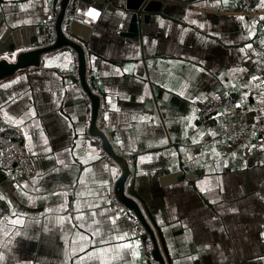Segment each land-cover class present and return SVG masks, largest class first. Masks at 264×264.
<instances>
[{
    "label": "crops",
    "instance_id": "1",
    "mask_svg": "<svg viewBox=\"0 0 264 264\" xmlns=\"http://www.w3.org/2000/svg\"><path fill=\"white\" fill-rule=\"evenodd\" d=\"M50 1L0 0V41L42 46ZM72 4L64 32L85 49L112 144L137 154L126 194L153 217L165 263L264 264V137L226 138L264 116V0H253L258 15L240 0ZM76 79L77 55L63 48L0 81V116L33 166L29 179L0 167V264H143L111 202L122 171L91 135ZM225 101L236 111L200 119Z\"/></svg>",
    "mask_w": 264,
    "mask_h": 264
},
{
    "label": "built area",
    "instance_id": "2",
    "mask_svg": "<svg viewBox=\"0 0 264 264\" xmlns=\"http://www.w3.org/2000/svg\"><path fill=\"white\" fill-rule=\"evenodd\" d=\"M64 0H51L50 1V15L45 23L44 30L45 35L42 41V47H51L55 45L57 41V33H56V25L59 15L62 11V2ZM243 8L248 13H255L251 11L253 0H240ZM72 0L68 5L66 10L65 18L62 22V27L65 29L70 26L71 22L69 20L70 15L73 13ZM74 6V5H73ZM75 7V6H74ZM264 26V21H263ZM66 36L69 39H72L70 35L66 33ZM77 55V54H76ZM78 58V56H77ZM87 84L90 83V78L88 74L85 76ZM92 94L99 98V108L97 110V117L95 121V126L98 131L104 133L111 143L115 154L123 157L128 162H131L136 156V153L133 154H122L119 149H117L111 141L110 133L108 131V126L106 122V113L103 108V97L94 86L88 85ZM264 107V105H263ZM237 109V105L233 101H225V102H213L204 106L200 113V119L203 121H208L209 119L230 114L235 112ZM19 137V131L11 132L7 129L5 123L3 122L0 116V142L4 143V146L0 149V167L1 170L10 178L22 177L25 179L31 178L33 175V166L31 163L30 156L26 149L22 145H17L16 139ZM264 137V116L260 118V120L253 124H243L239 125L232 130H230L226 138L227 140L234 144L245 138H262ZM99 145L101 147L102 155L104 160L111 162L113 159L108 155L105 151L101 139L99 140ZM114 161V160H113ZM111 202L114 206L120 209L122 215L128 220L130 226V237L134 240L140 241L144 245V256H143V264H160L155 261L153 257V251L155 246L150 236L147 234L146 229L142 225L140 219L135 214V212L123 204L118 200L114 187L111 190ZM4 210L2 205L0 204V218L3 216Z\"/></svg>",
    "mask_w": 264,
    "mask_h": 264
},
{
    "label": "water",
    "instance_id": "3",
    "mask_svg": "<svg viewBox=\"0 0 264 264\" xmlns=\"http://www.w3.org/2000/svg\"><path fill=\"white\" fill-rule=\"evenodd\" d=\"M70 0H64L62 2V11L58 17L57 25H56V33H57V41L55 45L51 47H38L32 50H22V47L17 48H7L4 45L3 41H0V81L3 79L12 76L19 70H24L28 67L38 65L41 59V56L47 53H51L63 48H71L75 51L78 56L79 62V79L76 81H80L81 85L91 100L93 106V120L91 126V135L101 139L103 147L108 155L119 165L122 175L117 182L115 187V193L121 204L126 206L127 208L133 210L135 214L140 219L142 225L147 231V234L150 236L155 249L153 251V257L155 261L160 264H166L164 257L161 253L159 241L156 236V233L153 228V224L155 223L151 214H145L144 210L140 207L139 203L134 200V198L128 196L126 194V185L131 175V167L127 160L123 157L115 154L111 143L104 133H101L96 129L95 121L97 117V110L99 108V98L92 94L85 76L87 74V63H86V53L84 47L77 41L69 39L64 32L62 27V22L65 18L66 10ZM139 19H144L146 21L149 20L148 15H145L142 11L139 12ZM5 40V38H2ZM131 194V191H130ZM149 216V217H148Z\"/></svg>",
    "mask_w": 264,
    "mask_h": 264
},
{
    "label": "trees",
    "instance_id": "4",
    "mask_svg": "<svg viewBox=\"0 0 264 264\" xmlns=\"http://www.w3.org/2000/svg\"><path fill=\"white\" fill-rule=\"evenodd\" d=\"M20 145V144H17ZM4 146V143L0 142V149Z\"/></svg>",
    "mask_w": 264,
    "mask_h": 264
},
{
    "label": "rangeland",
    "instance_id": "5",
    "mask_svg": "<svg viewBox=\"0 0 264 264\" xmlns=\"http://www.w3.org/2000/svg\"><path fill=\"white\" fill-rule=\"evenodd\" d=\"M206 122V121H205Z\"/></svg>",
    "mask_w": 264,
    "mask_h": 264
}]
</instances>
